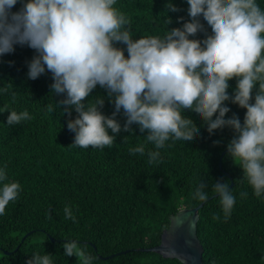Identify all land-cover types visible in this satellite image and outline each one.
Listing matches in <instances>:
<instances>
[{
  "label": "trees",
  "instance_id": "1",
  "mask_svg": "<svg viewBox=\"0 0 264 264\" xmlns=\"http://www.w3.org/2000/svg\"><path fill=\"white\" fill-rule=\"evenodd\" d=\"M23 2L17 0L11 11H18ZM167 2L116 0L113 7L130 19L133 39L163 38L168 29L182 27L190 19L187 0H170L179 8L177 12H166ZM255 2L264 11V0ZM167 16L171 17L168 25ZM200 22L210 34L202 16ZM204 36L198 32L190 38L202 40ZM14 48L0 56V89L11 85L8 93L0 91V169L7 165V179L0 181V189L11 182H18L21 188L18 198L0 215V264H25L34 254L49 255L52 264H80L75 256L64 255L65 239L86 245L85 251L96 258L93 264H181L142 248L159 242L158 234L167 226L170 214L200 202L193 193L201 180L208 185L209 196L215 194L214 182L221 179L231 181L235 204L227 220L217 194L198 208L196 236L203 263L264 264V193L260 197L254 194L240 160L228 156L227 144L236 135L231 128L209 134L201 117L184 110L182 115L193 120L200 134L191 142L166 141L158 150L160 160L150 164L147 153L157 151L155 145L146 142L147 131L140 132L136 124L131 132L123 130L126 117L121 110L115 118L122 130L114 134L112 147L73 146L75 134L67 128V121L78 114L73 108L71 116L67 115L63 105L47 112V105H55L64 95L50 92L53 80L47 70L35 80L28 79L27 62L36 53L27 46ZM236 79L228 81L230 96ZM91 95L85 103L100 95L104 97L100 110L111 115L114 104L106 90L97 86ZM224 104L230 109L225 118L235 113L243 123L246 109L231 100ZM5 105L17 113L26 110L32 119L7 126ZM141 145L144 155L130 154L129 149ZM241 192L247 196L241 197ZM65 206L72 209L75 222L65 218ZM214 215L219 219L214 220Z\"/></svg>",
  "mask_w": 264,
  "mask_h": 264
},
{
  "label": "clouds",
  "instance_id": "2",
  "mask_svg": "<svg viewBox=\"0 0 264 264\" xmlns=\"http://www.w3.org/2000/svg\"><path fill=\"white\" fill-rule=\"evenodd\" d=\"M115 3L25 0L13 12L17 0H0V56L14 52L15 45L35 51L27 62V78L35 80L46 70L51 73L50 92L64 98L47 105L46 110L51 113L63 105L62 111L71 116L74 108L78 115L67 121V128L75 134L73 146L112 147L114 134L122 130L115 118L121 110L126 117L123 130L131 132L136 124L140 132L147 131L146 142L155 145L157 151L147 153L150 164L160 160L158 150L166 141L191 142L200 134L193 120L182 115L184 110L201 117L209 134L231 128L236 135L227 144V154L240 160L248 183L260 197L264 193V11L255 0H187L190 19L177 17L184 21L182 27L168 29L163 38L133 39L130 19L113 7ZM165 9L179 11L170 0ZM201 16L210 26V34L200 22ZM169 23L171 17L167 16ZM198 32L205 33L202 40L190 38ZM234 77L236 87L230 96L228 81ZM97 86L106 90L114 104L111 115L100 110L104 106L100 95L94 102L85 103ZM10 88L0 91L8 93ZM12 97L14 102V92ZM228 100L246 109L243 123L235 113L225 118L230 111L224 104ZM4 110H8L7 105ZM30 119L26 110L9 111L6 125L16 126ZM129 152L144 155L145 147ZM6 169L7 165L0 169V181L7 179ZM207 187L201 180L193 198L205 202L209 198ZM20 188L18 182H11L0 189V215L18 198ZM212 191L219 196L227 220L235 204L228 181L217 180ZM240 195L246 197L247 193ZM64 214L75 222L70 207L65 206ZM62 248L65 256H75L80 264H93L96 259L77 240L65 239ZM25 264L52 261L49 255L34 254Z\"/></svg>",
  "mask_w": 264,
  "mask_h": 264
},
{
  "label": "water",
  "instance_id": "3",
  "mask_svg": "<svg viewBox=\"0 0 264 264\" xmlns=\"http://www.w3.org/2000/svg\"><path fill=\"white\" fill-rule=\"evenodd\" d=\"M220 165V160L218 161ZM231 185V181L228 186ZM216 194H211L208 197ZM203 202L191 207H181L168 216V224L158 236L159 242L142 250L151 251L164 258H175L181 264H204L201 258L202 247L196 236L197 210ZM182 221L177 223V221ZM24 238V235L20 240ZM175 252V255L172 252ZM110 256V255H108Z\"/></svg>",
  "mask_w": 264,
  "mask_h": 264
},
{
  "label": "rangeland",
  "instance_id": "4",
  "mask_svg": "<svg viewBox=\"0 0 264 264\" xmlns=\"http://www.w3.org/2000/svg\"><path fill=\"white\" fill-rule=\"evenodd\" d=\"M0 254H1V251H0Z\"/></svg>",
  "mask_w": 264,
  "mask_h": 264
}]
</instances>
